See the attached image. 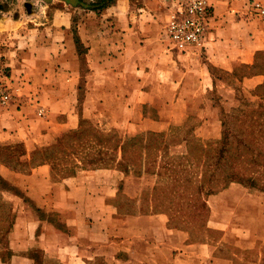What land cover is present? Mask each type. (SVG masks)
Returning <instances> with one entry per match:
<instances>
[{
  "label": "crops",
  "instance_id": "1",
  "mask_svg": "<svg viewBox=\"0 0 264 264\" xmlns=\"http://www.w3.org/2000/svg\"><path fill=\"white\" fill-rule=\"evenodd\" d=\"M166 1L113 0L77 21L85 51L65 12L40 16L30 41L5 16L0 51L14 97L0 106V180L12 190L14 218L0 264H264V191L234 181L204 193L203 225L172 224L185 216L176 210L126 212L157 175L122 166L125 138L168 132L191 110L190 137L218 138L221 104L232 105L239 86L264 85V20L249 13L251 0H208L214 20L202 48L188 53L160 42L173 10ZM83 121L102 137L116 134L114 161L67 157L74 149L58 140Z\"/></svg>",
  "mask_w": 264,
  "mask_h": 264
},
{
  "label": "rangeland",
  "instance_id": "2",
  "mask_svg": "<svg viewBox=\"0 0 264 264\" xmlns=\"http://www.w3.org/2000/svg\"><path fill=\"white\" fill-rule=\"evenodd\" d=\"M176 1H166L172 6V13L176 7ZM110 2L108 0H0V21H2L0 37L1 39L3 38L5 30L3 21L5 16L16 18L14 29L12 30L20 34L22 38L30 41L29 39L33 36L36 28L39 25L43 27L42 23L39 24L40 16L43 17L44 22L49 17L62 11L71 19V32L73 33L76 50L85 51L84 43L81 42L78 34H76L77 21L86 19L91 15L100 14ZM149 2L151 3L152 0H149ZM136 11L133 10V13H136ZM165 22L160 30V42L166 51L178 53L164 44L163 27ZM259 64L264 67L263 57ZM191 111L189 120L185 121L183 125L172 127L168 132H145L123 140L122 166L135 172L152 171L157 175L154 188L151 191L141 193L140 202L132 204L131 208L126 210L127 213H142L157 209H164L169 212L176 210L185 216H180L182 218L181 221H171L172 224L189 226V223L192 222L196 225H203L207 218V209L203 204L204 192L197 191L203 167L194 165L195 161L191 159V152L200 147L198 149L201 151L202 160L200 164H202L203 159L212 158L223 129L225 130L229 125L227 120L237 114L250 112L256 117L257 123L254 130L260 143L255 148L260 153H264V85L248 90L239 86L237 100L230 106L221 104L220 135L218 138L203 140L190 137L191 128L197 123L194 118V111ZM93 129L97 130L92 122L83 121L79 130L64 133L58 140L59 144L64 145L67 150L74 149L73 155L71 153L67 155L72 162L75 161V158L88 161L89 164L98 162V160H108L109 163H111V160H115L117 146L120 143L116 134L111 132L110 136L102 137L94 132ZM94 133L99 136L101 141L99 144L105 145L104 148L96 147L90 142L93 137L87 134ZM184 139H188L185 146L175 147L177 142H181ZM104 140L113 144L103 143L102 141ZM260 161L261 158L259 159ZM263 163L264 161H261L260 164L254 165L251 169L241 170L245 177L244 185L249 189L264 191ZM225 179H219L215 184H210L206 188H213V192H215L227 184ZM10 192L12 190L5 182L0 180V248L4 258L11 254V250L5 249L6 232L9 230L14 218V206L9 195ZM142 200L147 201V203H141ZM18 203H21L20 200ZM39 216L43 217L41 213H39ZM33 253L38 259L41 258L44 261L45 258L42 251L35 250Z\"/></svg>",
  "mask_w": 264,
  "mask_h": 264
},
{
  "label": "trees",
  "instance_id": "3",
  "mask_svg": "<svg viewBox=\"0 0 264 264\" xmlns=\"http://www.w3.org/2000/svg\"><path fill=\"white\" fill-rule=\"evenodd\" d=\"M227 121L229 125L225 130L223 129L212 158L203 159L200 164L202 160L201 151L198 150L200 147L191 152V159L195 161L194 165L203 167L198 192H213V188L208 189L206 186L225 178L227 184L235 181L244 185L245 177L241 170L251 169L264 161V153H260L255 148L260 143L254 130L257 123L256 117L250 112H242ZM262 165L264 166V163Z\"/></svg>",
  "mask_w": 264,
  "mask_h": 264
},
{
  "label": "built area",
  "instance_id": "4",
  "mask_svg": "<svg viewBox=\"0 0 264 264\" xmlns=\"http://www.w3.org/2000/svg\"><path fill=\"white\" fill-rule=\"evenodd\" d=\"M248 10L251 15L264 20V0H251ZM213 20V9L208 0H177L173 13L163 27L165 46L178 53L200 50L204 35L210 29ZM9 78L8 66L0 51V106L2 107L7 106L14 97V88L10 85Z\"/></svg>",
  "mask_w": 264,
  "mask_h": 264
}]
</instances>
